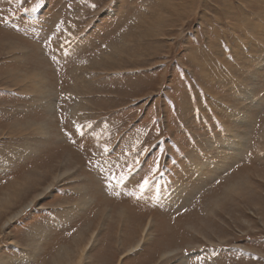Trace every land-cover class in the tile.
Returning a JSON list of instances; mask_svg holds the SVG:
<instances>
[{
  "label": "rangeland",
  "instance_id": "obj_1",
  "mask_svg": "<svg viewBox=\"0 0 264 264\" xmlns=\"http://www.w3.org/2000/svg\"><path fill=\"white\" fill-rule=\"evenodd\" d=\"M0 264H264V0H0Z\"/></svg>",
  "mask_w": 264,
  "mask_h": 264
},
{
  "label": "bare ground",
  "instance_id": "obj_2",
  "mask_svg": "<svg viewBox=\"0 0 264 264\" xmlns=\"http://www.w3.org/2000/svg\"><path fill=\"white\" fill-rule=\"evenodd\" d=\"M37 76V75H36ZM41 81V83H43V79H41L40 80ZM37 83V82H36ZM38 86H39V84H38ZM89 245V242H87V244H86V247L85 248H87V246ZM132 249H133V247H132Z\"/></svg>",
  "mask_w": 264,
  "mask_h": 264
},
{
  "label": "snow or ice",
  "instance_id": "obj_3",
  "mask_svg": "<svg viewBox=\"0 0 264 264\" xmlns=\"http://www.w3.org/2000/svg\"><path fill=\"white\" fill-rule=\"evenodd\" d=\"M147 184H148V181L145 180V181H144V186H147Z\"/></svg>",
  "mask_w": 264,
  "mask_h": 264
}]
</instances>
